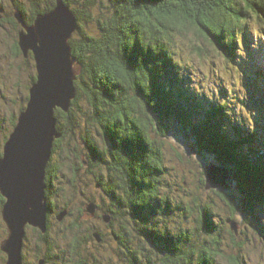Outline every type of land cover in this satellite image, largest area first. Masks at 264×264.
<instances>
[{
	"label": "trees",
	"instance_id": "1",
	"mask_svg": "<svg viewBox=\"0 0 264 264\" xmlns=\"http://www.w3.org/2000/svg\"><path fill=\"white\" fill-rule=\"evenodd\" d=\"M64 1L79 21L71 47L82 72L70 112L56 111L63 135L56 141L53 155L65 152L66 160L80 157V163L70 168L52 157L47 168V195L52 214L67 210L69 217L68 205L56 210L52 198L62 195L65 184L75 188L78 171L85 165L94 187L104 197L103 207L98 206L103 214L111 216L118 249L112 257H87L80 253L82 239L75 236L70 259L52 255L48 247L51 214L46 234L28 228L36 234L38 261L59 264L56 259L61 258L60 264H247L243 254L247 240H242L247 237H236L230 222L235 220L246 229L250 226L260 241L264 238L263 222L256 214V206L264 205V132L260 123L252 124L241 115L243 109L237 114L228 104H207L206 98L189 89L190 77L182 73L179 42L186 30L192 29L219 54L235 62L243 58L242 46L251 54L246 43L256 39L248 32V22L257 19L264 24V0H106L101 9L94 7L96 0ZM30 2V16L22 4H14L28 23L55 6V0L43 6L42 0ZM90 21L94 26L85 31L81 24ZM15 51L22 55L18 42ZM27 59L35 70L33 58ZM248 65V69L257 71L254 78L264 91V64L259 66L253 59ZM35 80L36 72L31 84ZM17 121L18 115L9 120L0 155ZM171 124L189 133L186 138L195 145L197 157L229 169L235 186L231 193L207 192L203 162H187L190 159H183L181 154L177 155L180 162L191 173L196 166L201 169V193L186 190L187 170H182L181 176L176 173L171 183L167 180L170 169L166 147ZM67 166L72 178L63 174ZM56 183L58 195L53 192ZM203 193L210 195L206 198ZM4 203L0 194V211ZM222 210L230 212L226 219ZM241 212L251 215H244V219ZM239 216L243 218L241 223ZM29 231L24 248L31 241ZM97 231L89 233L90 241L95 240ZM3 261L5 264L6 255ZM24 261L28 264L25 255Z\"/></svg>",
	"mask_w": 264,
	"mask_h": 264
},
{
	"label": "rangeland",
	"instance_id": "2",
	"mask_svg": "<svg viewBox=\"0 0 264 264\" xmlns=\"http://www.w3.org/2000/svg\"><path fill=\"white\" fill-rule=\"evenodd\" d=\"M96 1L94 7H99L98 9H101L107 4L106 0ZM48 2H52V0H42L41 5L43 6ZM15 3L22 4L26 8L29 16L33 13L30 0H0V13L3 16L0 20V22L3 20L0 23V145L3 144V135L5 129L9 127V120L12 116L19 115L20 108L27 104V95L29 96L28 89L30 90L32 85L31 77L36 72L32 67V61L25 59L22 55H17L15 51V45L18 42V35L21 30V26L17 23L14 14L17 9L14 6ZM90 9L92 10V8ZM253 15L255 17L254 13ZM81 25L85 31H90L94 26L92 21L87 23L83 22ZM248 28V32L252 33V37L256 39L254 43H251L250 39L246 43L252 55L249 54V49L242 46L243 58H238L235 62H232L225 55H221L213 49L214 47L194 32V30L189 29L186 30L185 38L179 42L181 45L179 58L182 68H184L182 73L190 77L189 84H187L193 93L198 92L201 94L206 98L207 104L211 101L228 104L230 110L232 111V107H234L237 114L240 109H243L241 111L243 114L241 115L243 117L246 115V118L252 124L260 123L264 132V91L261 82L254 78V74L257 71H252L253 67L251 70L248 69V62L253 63V59L257 61V65L259 66L262 63L264 64V24L259 23L255 19L248 22ZM259 40L261 41V45ZM245 49L246 52H243ZM262 68L264 67L262 66ZM256 77L258 78V76ZM188 135L189 133L180 130L176 124H171L166 147V162L170 169V176L167 175V180L169 181L170 179L171 183L174 181V176L177 178L176 173L181 176L182 172L187 170L189 174H187L188 183L185 187L186 190L193 194H200L201 169L196 166V169L194 168L191 173L182 165L180 162L181 159L177 156L181 154L183 159L184 157L190 159L186 161L192 163H197V161L201 163L204 161L202 159L203 157L196 156L192 144L186 138ZM53 157L59 164H67L70 168L73 167V164L75 166L78 162L80 163V157L79 159L76 158V161L72 160L69 162V160H66L65 152L63 154L58 152ZM207 160L205 158V162ZM68 166L63 169V174L68 175V178H72V174L68 171ZM86 168L84 165L80 168V172L78 171V183H75V188L71 185H64L65 190L61 193L63 196L57 193L59 192L57 183L53 188L54 194L58 195L52 198L54 208L59 210V208L67 204L71 212V215L65 217L63 221L58 220L57 217L60 213L57 214V211L52 214L53 226L50 233V246L48 245V247L51 248L52 255L62 257L64 260L70 259L73 255L72 239L75 236H79L82 239V250H80V253L87 254V257L90 255H98V257L104 258L112 257L115 255L114 251L118 249L117 243L110 235H106L108 230L106 229L105 222L97 219L96 216L90 217L86 211V205L90 203V199H93L95 201L94 203L101 207H103L104 199V197L102 198V192L94 187L93 177L86 172ZM62 180L66 181L67 179L64 177ZM207 192L209 191L207 190ZM209 195L203 193V196L206 198ZM106 202L108 201L106 200ZM218 204L221 205L220 202ZM256 207V214L260 216L264 226V205L262 207ZM229 214L230 212L221 211L223 219H226ZM241 215L246 219L251 214L247 216L244 212H241ZM242 217L239 216L237 218L240 223L243 219ZM250 220L253 221V218L251 217ZM225 225L228 226V224ZM96 228L100 229L106 235L105 242H102V244L98 243L96 239L94 241H90L89 239V233L91 231L94 232V230L96 231ZM6 232L7 229L3 223L0 211V247L4 237L6 238L7 236ZM255 232V229H252L250 226L246 229L241 224L238 229V234L235 235L236 237L239 236L240 239L247 237L242 239L247 240L246 250L243 253L247 256V264H264V238H261L262 241H260L258 236H255ZM244 233H247V235H244ZM29 237L31 241L28 247L24 248L23 253L28 264H39L38 258L36 257L39 251L36 247L37 241L36 243L34 242L36 240V234L29 231ZM42 247L43 250L46 249L44 245ZM4 255L0 249V264H4ZM56 260L57 263H61V258ZM62 263L65 262L63 261Z\"/></svg>",
	"mask_w": 264,
	"mask_h": 264
},
{
	"label": "water",
	"instance_id": "3",
	"mask_svg": "<svg viewBox=\"0 0 264 264\" xmlns=\"http://www.w3.org/2000/svg\"><path fill=\"white\" fill-rule=\"evenodd\" d=\"M14 14L21 26L18 46L25 59L32 56L36 80L0 155V194L5 201L1 217L7 229L0 249L6 255L5 264H26L23 251L28 228L46 234L52 214L47 168L55 143L63 135L56 111L70 112L77 97L76 81L82 65L71 47V40L79 30L78 19L64 0H56L53 9L38 14L32 23L26 21L21 10L16 9ZM2 17L0 13V20ZM191 144L197 155L195 145ZM202 162L206 190L231 193L235 186L229 169L209 159ZM86 207L89 216L95 217L97 204L91 202ZM67 214L61 212L58 220L63 221ZM102 220L110 224L111 216L104 214ZM230 226L238 234L239 224L235 220ZM93 236L98 243L103 242L100 232ZM39 264H45V260L41 259Z\"/></svg>",
	"mask_w": 264,
	"mask_h": 264
},
{
	"label": "flooded vegetation",
	"instance_id": "4",
	"mask_svg": "<svg viewBox=\"0 0 264 264\" xmlns=\"http://www.w3.org/2000/svg\"><path fill=\"white\" fill-rule=\"evenodd\" d=\"M2 22H3V20H2ZM18 23V22H17ZM30 57H32V56H30ZM102 208H99V206H98V210H97V214H96V218L97 219H100V220H102V217H103V213H104V211L103 210H101ZM111 224V223H110ZM110 224H106L105 223V225H106V229L108 230V232H106V235H111L110 237L115 241V242H117L118 243V237L116 236V234H115V232L112 230V228L110 227ZM97 230H98V232H100L101 233V235L102 236H106L100 229H98V228H96Z\"/></svg>",
	"mask_w": 264,
	"mask_h": 264
},
{
	"label": "bare ground",
	"instance_id": "5",
	"mask_svg": "<svg viewBox=\"0 0 264 264\" xmlns=\"http://www.w3.org/2000/svg\"><path fill=\"white\" fill-rule=\"evenodd\" d=\"M55 4H56V2H55ZM53 8H54V7H53ZM53 8H52V9H53ZM77 19H78V18H77ZM78 25H79V21H78Z\"/></svg>",
	"mask_w": 264,
	"mask_h": 264
}]
</instances>
